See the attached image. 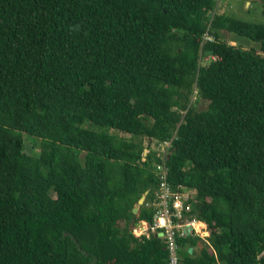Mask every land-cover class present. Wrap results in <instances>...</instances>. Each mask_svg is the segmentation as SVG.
<instances>
[{"label":"trees","instance_id":"trees-1","mask_svg":"<svg viewBox=\"0 0 264 264\" xmlns=\"http://www.w3.org/2000/svg\"><path fill=\"white\" fill-rule=\"evenodd\" d=\"M217 4L0 0V264H169L132 233L154 214L132 213L159 184L150 140L210 231L179 264H264V26Z\"/></svg>","mask_w":264,"mask_h":264},{"label":"built area","instance_id":"built-area-1","mask_svg":"<svg viewBox=\"0 0 264 264\" xmlns=\"http://www.w3.org/2000/svg\"><path fill=\"white\" fill-rule=\"evenodd\" d=\"M212 39L207 33L205 34L204 41ZM171 145V141H165L159 143L155 148L159 157V161L155 166L159 175V184L154 191V198L145 204V206L154 209L152 224L141 222L137 229L138 233L133 230V235L148 238L151 234L156 237H158V234H162L158 238L166 244L169 264H179L178 240L198 237L211 248L209 242L210 231L206 223L200 222L191 215L192 205L195 203V192L184 186H177L174 189L167 180L166 157L169 154Z\"/></svg>","mask_w":264,"mask_h":264},{"label":"rangeland","instance_id":"rangeland-1","mask_svg":"<svg viewBox=\"0 0 264 264\" xmlns=\"http://www.w3.org/2000/svg\"><path fill=\"white\" fill-rule=\"evenodd\" d=\"M216 11L219 14H225L226 16L233 17L241 22L264 26V6L262 0H227V2L225 0L223 1V3L221 1L220 4L217 5ZM220 37L222 41L227 42L229 45L232 46H241L244 49H250L251 47L255 46L254 43L246 41L244 39L237 40L235 39V35L228 34L227 32H221ZM204 60L205 61L203 64H207L208 61L206 59ZM194 99L195 98L192 97V101H194ZM193 104L195 105V109L197 111L205 110L207 108V102ZM84 127L91 128L93 130H98L97 126L90 123H86ZM38 142L39 141H35L34 139L25 138L26 151L28 154H38L39 149L36 146L38 145ZM143 142L145 141L143 140ZM155 147L157 148V146ZM138 227L139 226L136 225L134 228H132V230H136V232L138 233Z\"/></svg>","mask_w":264,"mask_h":264},{"label":"water","instance_id":"water-1","mask_svg":"<svg viewBox=\"0 0 264 264\" xmlns=\"http://www.w3.org/2000/svg\"><path fill=\"white\" fill-rule=\"evenodd\" d=\"M223 1H225V0H222V3H223ZM209 53H210V55L212 54V52H209ZM150 145H151V140H150L149 143H148V146H149V147H150ZM147 154H148V148H145L144 151H143V161L145 160V157H146ZM146 195H147V193H146V194H143V195L141 196V198L139 199L138 203H137V204L135 205V207L133 208L132 213H133L134 215H137V214H138V212H139L141 206L144 204V201H145V199H146ZM161 236H162V234H158V237H161ZM192 251H193V249H192V248H189L188 253L191 254Z\"/></svg>","mask_w":264,"mask_h":264},{"label":"clouds","instance_id":"clouds-1","mask_svg":"<svg viewBox=\"0 0 264 264\" xmlns=\"http://www.w3.org/2000/svg\"><path fill=\"white\" fill-rule=\"evenodd\" d=\"M221 1H222V0H218V4H217V5H219ZM226 2H227V0H226ZM147 145H148V144H147ZM157 145H159V144H157ZM157 145H156V144H153V145H152V140H151V145H150V147H152V149H153L154 151H155V148H156L155 146H157ZM148 147H149V146H148ZM148 152H149V150H148ZM156 152H157V151H156ZM170 153H171V152L169 151V154L167 155L166 160L168 159ZM145 201H146V199H145ZM145 201H144V204L146 203ZM144 204H143V205H144ZM141 222H144V221H141ZM141 222H140V223H141ZM140 223L137 224V225L140 226V225H141ZM134 227H135V226H134ZM134 227H133V228H134ZM132 231H133V230H132Z\"/></svg>","mask_w":264,"mask_h":264}]
</instances>
